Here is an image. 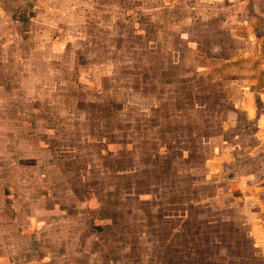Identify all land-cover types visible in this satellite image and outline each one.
Instances as JSON below:
<instances>
[{"label": "rangeland", "instance_id": "1", "mask_svg": "<svg viewBox=\"0 0 264 264\" xmlns=\"http://www.w3.org/2000/svg\"><path fill=\"white\" fill-rule=\"evenodd\" d=\"M31 204L87 264H264V0H0V250Z\"/></svg>", "mask_w": 264, "mask_h": 264}, {"label": "crops", "instance_id": "2", "mask_svg": "<svg viewBox=\"0 0 264 264\" xmlns=\"http://www.w3.org/2000/svg\"><path fill=\"white\" fill-rule=\"evenodd\" d=\"M86 204H82L79 209H83ZM32 206V207H31ZM31 213H30V224L31 227L34 224V227L31 230L35 229V234L31 237L30 246L27 250H24L22 247V242L20 240H16L14 244V253L6 249L0 250V264H87V259H90V262L94 261L96 258L95 252L89 250L88 246L90 244H95L97 242V238L95 235H89V237L85 240L81 237V233L77 232L72 226H70L71 235H67L66 228H59L62 232L52 235H47V240L42 239V243L46 244L44 247L39 249V227L43 224L46 227H49L50 221H47V224L44 222L39 223L38 214L36 211V205L31 204ZM20 209V208H19ZM70 209V208H68ZM82 215H78L75 218H81ZM23 214H18L15 218V226L18 231V234H22V224L19 222V219L22 220ZM70 218V217H69ZM71 219V218H70ZM42 224V225H41ZM50 228V227H49ZM1 231V227H0ZM63 238H59L64 236ZM2 234L0 232V243L2 242ZM59 238L57 241L68 242L67 245H61L62 250H56L54 247L55 240ZM86 242H89L88 244ZM60 246V245H59ZM13 254V255H12ZM14 258V261H12Z\"/></svg>", "mask_w": 264, "mask_h": 264}]
</instances>
